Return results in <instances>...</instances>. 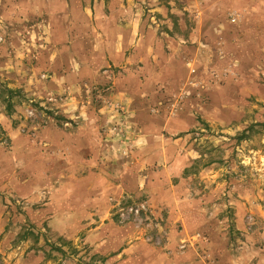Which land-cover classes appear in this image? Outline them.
I'll list each match as a JSON object with an SVG mask.
<instances>
[{
    "label": "rangeland",
    "instance_id": "374dc122",
    "mask_svg": "<svg viewBox=\"0 0 264 264\" xmlns=\"http://www.w3.org/2000/svg\"><path fill=\"white\" fill-rule=\"evenodd\" d=\"M193 1L0 0V264L32 253L42 264H107L129 246L143 264H189L182 240L206 234L207 201L228 203L219 225L238 247L229 202L256 199V215L264 207V40L180 65L163 82L145 63L106 62L124 57L116 49L135 54L137 27L139 37L186 34ZM238 1L208 0L204 27L218 19L264 37V0ZM6 89L19 92L11 115ZM90 205L93 220L51 222L54 209Z\"/></svg>",
    "mask_w": 264,
    "mask_h": 264
},
{
    "label": "crops",
    "instance_id": "0c3cea01",
    "mask_svg": "<svg viewBox=\"0 0 264 264\" xmlns=\"http://www.w3.org/2000/svg\"><path fill=\"white\" fill-rule=\"evenodd\" d=\"M195 1L196 0L193 1L195 4H188V7L185 8L186 11L190 12V16L193 17V24L190 30H187L186 34H183V36L176 34L173 37L168 33H161L159 30H155L156 28H153L147 35L142 34L139 37L140 28L137 27L138 34H136L135 54L127 56V53H123L116 49L115 53L124 54V57L106 58L107 64L109 66L113 65L114 67L126 65L128 69L131 63H145V65L140 68L142 71H148L145 73V76H155L154 78L163 82L168 81L171 77L175 79V75L178 76L181 72L178 68L180 65H188L190 67L195 66L198 59L224 58L223 56L230 47L237 48L236 51L243 54V47L249 45V43L255 44L259 39H261V41L264 40L262 35L259 34L258 36L259 32L256 31L255 28L251 29L244 25L226 24L224 20L218 21L217 19L215 27H204L205 20L208 22L210 19V4L208 0L199 3ZM244 2L248 4L247 1L241 0V2H235L234 5H239V3L244 4ZM162 11V7L156 6L152 12L159 17L158 13ZM76 14L82 16L88 15L79 6H77ZM225 16H227V12ZM76 24L79 23L76 22ZM149 40H152L151 56L142 58L140 57V48L147 45L146 43ZM125 43L127 44V42ZM165 47L169 48L168 51H165ZM245 56L246 57L242 56V58H248V52H246ZM132 69L133 67L131 66L130 70ZM91 185H93L92 188H94L95 183ZM255 200L253 198H248L244 201L235 199L229 202V205L233 203L232 207L235 209L234 224L236 229L235 234H237L235 239L236 242L239 243V245H237L238 247L231 243V237H229L224 227L219 225L225 224L223 212L228 203H224L221 200L212 205L208 201L202 204L204 207L203 211L206 215L205 217L209 223L204 230L206 234L188 235L182 240L185 243L187 242L185 246L187 250L184 251L183 255L189 253V251L190 254H194L189 264H264V228L258 232H252V224H255L256 221L263 222L264 224V207L260 208L258 215L254 214L253 212L255 209L253 208L256 206ZM104 206L108 208L110 203L105 201ZM62 208L54 209L55 212L53 214L46 210L47 215H50L49 219L53 215L51 222L57 221L55 219L56 216H60L62 221L67 220L78 223L84 220H93L94 214L90 210L93 208L92 205L87 208L78 209L79 211L71 214V216L63 214L65 211L64 208ZM99 209H102V207ZM187 219L188 217L185 216L186 222ZM2 224L3 223L0 222V236L4 228ZM101 229L102 228H97L94 232H98ZM105 229L106 228H103V231ZM6 236L9 237L10 235L8 234ZM98 251L97 248L96 252ZM133 254L136 258L133 257ZM137 257H140L137 249L134 246H129L122 251L118 257L114 259L110 258L107 264H143V260ZM14 260L15 262L13 264H42L44 261L43 257H38L33 253L26 259L22 260L16 257ZM10 264H12V262ZM65 264L72 263L68 261ZM146 264H160V262L154 259Z\"/></svg>",
    "mask_w": 264,
    "mask_h": 264
},
{
    "label": "trees",
    "instance_id": "16d2710c",
    "mask_svg": "<svg viewBox=\"0 0 264 264\" xmlns=\"http://www.w3.org/2000/svg\"><path fill=\"white\" fill-rule=\"evenodd\" d=\"M17 93H19V92L17 90H13V89H6L2 93V96H5L4 101L7 103L6 110H7L9 115H11L13 112V108H14L13 97ZM5 141H7V135H6L2 125L0 124V142L3 143Z\"/></svg>",
    "mask_w": 264,
    "mask_h": 264
},
{
    "label": "built area",
    "instance_id": "2783aa9c",
    "mask_svg": "<svg viewBox=\"0 0 264 264\" xmlns=\"http://www.w3.org/2000/svg\"><path fill=\"white\" fill-rule=\"evenodd\" d=\"M130 209H131V212H135L137 215H140L142 213V211H146L147 206H146V204H142L139 207L133 206Z\"/></svg>",
    "mask_w": 264,
    "mask_h": 264
}]
</instances>
